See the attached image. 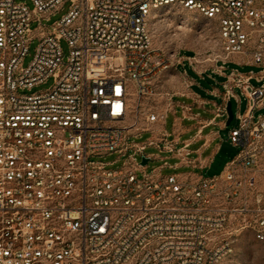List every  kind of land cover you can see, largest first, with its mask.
Listing matches in <instances>:
<instances>
[{"label": "built area", "instance_id": "1", "mask_svg": "<svg viewBox=\"0 0 264 264\" xmlns=\"http://www.w3.org/2000/svg\"><path fill=\"white\" fill-rule=\"evenodd\" d=\"M31 1L0 0V264H222L245 230L264 248V0H69L49 27L67 0ZM167 5L217 22L220 51L203 69L186 59L225 76L226 102L234 87L247 100L228 132L238 151L217 175L141 163L150 146L180 153L152 128L164 115L141 118L134 103L183 64L152 46L149 16Z\"/></svg>", "mask_w": 264, "mask_h": 264}, {"label": "rangeland", "instance_id": "2", "mask_svg": "<svg viewBox=\"0 0 264 264\" xmlns=\"http://www.w3.org/2000/svg\"><path fill=\"white\" fill-rule=\"evenodd\" d=\"M20 2H25L30 9L33 8V3L31 0H17ZM70 8V1L67 0L61 4L59 9L52 15L48 20L44 19L42 23L46 26H52L56 21H58ZM32 31L37 34V23H32ZM148 29L152 38L153 48L161 54L172 55L178 53L184 56H194L196 55L199 62L197 63V69H203L207 63L204 62L205 59L211 53H217L220 51V44L218 40V24L215 20L207 18L205 15L198 11L189 10L180 6L167 5L161 6L152 11L148 19ZM39 43L38 37H34L29 44L28 53L24 58L23 65L26 66L35 53L36 47ZM61 48L64 55V60L66 59L69 47L67 42L63 39L60 42ZM176 66L170 67L164 74L173 73L177 70ZM232 67H237L243 72L253 71L254 73L259 72L260 67L255 65L240 66L235 63H229L227 71ZM185 68L188 75L197 77V74L192 70L189 65L188 60L184 61V66L179 65V70L183 71ZM163 74V76H164ZM162 76V77H163ZM161 77V79H162ZM156 82L152 86V92L148 93L140 100L134 99V103H139L138 110L140 117H144L149 110H158L160 105L161 93L166 92L162 87V82ZM222 80L221 78H219ZM205 85V81L201 80ZM54 83V78L49 77L44 83L36 85L31 88V90H26L25 92H37L48 89ZM253 83L256 82L253 80ZM237 93L240 95V102L238 103L235 99H231L232 110L234 113L237 111L244 112L247 105V100L244 95L240 94L238 90ZM264 113V107L255 112ZM237 125V119L233 118L229 125L221 130L220 137L213 144L212 148L206 151L210 153L214 149L215 145L219 144L220 148L215 153L210 167L198 171L204 177H209L219 174L227 161L235 156L238 149L230 144L228 140V130ZM167 127H171V118L167 119ZM150 135V132H146L143 135V139ZM189 134H185L182 138L188 137ZM152 151H157L156 149H147V153ZM116 154H110L105 157L104 160L112 161L116 159ZM122 160L117 161L112 166L116 164H121ZM173 163V159L168 160ZM163 163L161 159H151L147 165V170H151L153 167H159ZM161 172L163 174H171L174 172H183V169H172L169 167L162 168ZM141 175V172H139ZM222 264H264V248L260 242L256 241L253 234L250 231H242L238 234L237 239L234 243V252L227 258Z\"/></svg>", "mask_w": 264, "mask_h": 264}, {"label": "crops", "instance_id": "3", "mask_svg": "<svg viewBox=\"0 0 264 264\" xmlns=\"http://www.w3.org/2000/svg\"><path fill=\"white\" fill-rule=\"evenodd\" d=\"M186 57L184 56V61L187 60ZM179 65L175 67L177 73H166L161 79L162 87L166 92L161 93L160 105L156 111L163 114L164 118L153 123L152 128L157 132L164 130L165 133L169 134L168 140L173 142L175 148L180 150V153L150 146L148 148L156 149L157 151L148 153L152 155L148 159L149 161L151 159L163 160V163L158 167L161 170L164 167H169L172 169H183V172L179 174L202 175L198 171L210 167L220 145H215L210 153L206 154V151L211 149L217 138L220 137L221 130L229 125L227 124L228 114L221 111L224 104L226 103L227 105L228 102H226L224 97L223 82L225 81V76L215 73L212 69L199 74L189 62L192 70L197 74V77H195L188 75L185 68L183 71L179 70ZM201 80L206 82L205 85ZM238 90L241 94V89L234 87L237 98L240 97L239 93H237ZM237 98L232 97L231 99L237 101ZM240 113V111L233 112V118L237 119ZM168 118H171L170 128L167 127ZM185 134H189V136L182 138ZM154 138L160 145H163L159 134H154ZM184 145H187V147L184 148ZM183 151L188 152L189 155L184 156ZM169 159H173L174 162L170 163Z\"/></svg>", "mask_w": 264, "mask_h": 264}, {"label": "water", "instance_id": "4", "mask_svg": "<svg viewBox=\"0 0 264 264\" xmlns=\"http://www.w3.org/2000/svg\"><path fill=\"white\" fill-rule=\"evenodd\" d=\"M226 110H227V114H228L227 124H229L231 122V120L233 119V111H232L231 101L227 102ZM148 161H149V159L147 157H142L141 163L143 165H146L148 163Z\"/></svg>", "mask_w": 264, "mask_h": 264}]
</instances>
